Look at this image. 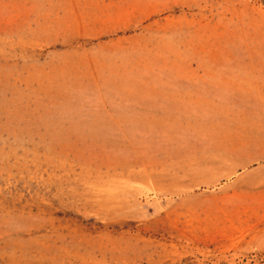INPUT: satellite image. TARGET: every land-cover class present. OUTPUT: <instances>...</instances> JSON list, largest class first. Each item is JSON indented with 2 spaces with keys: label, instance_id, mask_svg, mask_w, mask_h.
I'll return each instance as SVG.
<instances>
[{
  "label": "rangeland",
  "instance_id": "374dc122",
  "mask_svg": "<svg viewBox=\"0 0 264 264\" xmlns=\"http://www.w3.org/2000/svg\"><path fill=\"white\" fill-rule=\"evenodd\" d=\"M172 58L264 62V0H0V264H264V114L112 129Z\"/></svg>",
  "mask_w": 264,
  "mask_h": 264
},
{
  "label": "crops",
  "instance_id": "0c3cea01",
  "mask_svg": "<svg viewBox=\"0 0 264 264\" xmlns=\"http://www.w3.org/2000/svg\"><path fill=\"white\" fill-rule=\"evenodd\" d=\"M147 79L122 103L123 111L112 116L113 123L123 125L112 129L183 130L204 123L205 115L220 106L234 115L264 114L260 60L166 59L154 65Z\"/></svg>",
  "mask_w": 264,
  "mask_h": 264
}]
</instances>
